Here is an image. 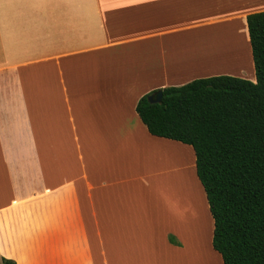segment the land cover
<instances>
[{"label": "crops", "instance_id": "0c3cea01", "mask_svg": "<svg viewBox=\"0 0 264 264\" xmlns=\"http://www.w3.org/2000/svg\"><path fill=\"white\" fill-rule=\"evenodd\" d=\"M262 10L264 0H0V264H181L202 245L219 257L207 197L179 192L193 147L151 134L136 107L196 78L256 81L247 15Z\"/></svg>", "mask_w": 264, "mask_h": 264}, {"label": "trees", "instance_id": "16d2710c", "mask_svg": "<svg viewBox=\"0 0 264 264\" xmlns=\"http://www.w3.org/2000/svg\"><path fill=\"white\" fill-rule=\"evenodd\" d=\"M247 27L256 81L196 78L163 88L159 103L145 94L136 107L151 134L193 147L222 264H264V10L248 14ZM239 44L248 56L244 35Z\"/></svg>", "mask_w": 264, "mask_h": 264}, {"label": "rangeland", "instance_id": "374dc122", "mask_svg": "<svg viewBox=\"0 0 264 264\" xmlns=\"http://www.w3.org/2000/svg\"><path fill=\"white\" fill-rule=\"evenodd\" d=\"M207 29L208 28L203 29L202 31L199 32V34L204 33ZM197 34H198V32H197ZM247 44H248V49H249L250 55H249V59H247L246 61H248V64H249V62H251L252 65H254L253 64L254 61H253V56H252V50H251L250 42L249 43L247 42ZM191 64L197 65L198 62L197 61H193ZM192 160L195 163L196 160H195L194 156L189 160L188 163H182L181 160H179L180 166H181L179 175L182 174V176H183L180 179V182H179V192H181V194L183 196H185L187 200H188V196L191 197V198L196 196L197 201H199V197H200L201 191L204 193L205 197H206V193H205V190H204L200 180L197 177L196 164H195L193 169L192 168L190 170L187 169V168L183 169L184 167L187 166V164H190L192 162ZM175 162H177V160H175ZM176 176H177V174H176ZM168 185H169V183L164 182L163 187L162 188L160 187V192H161V195H163L165 203L167 201V197H169L171 195V192H172ZM177 187L178 186H176L174 188V192L175 193H177V191H176ZM197 233H198V231H197ZM199 256L200 257H196V258H193V257L189 258L187 256H183V258L181 259L182 260L181 264H222V261H221L222 258H221V260L219 258V257H221L220 254H219V257H218L213 252H210L209 249L207 250L204 247V245H202V247H201V253H199Z\"/></svg>", "mask_w": 264, "mask_h": 264}, {"label": "water", "instance_id": "95a60500", "mask_svg": "<svg viewBox=\"0 0 264 264\" xmlns=\"http://www.w3.org/2000/svg\"><path fill=\"white\" fill-rule=\"evenodd\" d=\"M162 97H163V91L162 89H158L148 96V100L152 103H159L162 101Z\"/></svg>", "mask_w": 264, "mask_h": 264}]
</instances>
